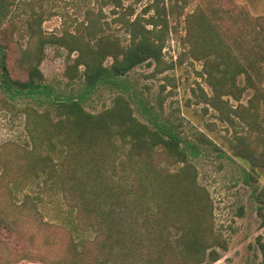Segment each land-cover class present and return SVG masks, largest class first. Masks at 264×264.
Returning <instances> with one entry per match:
<instances>
[{
	"label": "trees",
	"instance_id": "16d2710c",
	"mask_svg": "<svg viewBox=\"0 0 264 264\" xmlns=\"http://www.w3.org/2000/svg\"><path fill=\"white\" fill-rule=\"evenodd\" d=\"M100 3L112 4L122 34L105 31L101 7L86 8L84 19L59 36L44 34L40 15L31 16L27 46L17 64L23 79L10 75L7 52L0 47L1 81L11 97L49 95L39 69L47 44L64 47L67 77L83 80L82 90L73 97L51 98L41 103V110L31 105L23 109L28 141L12 150L17 152L16 168L7 172L21 183L23 194L12 204L6 186L5 199L0 200V260L13 255L40 264H209L226 249V241L214 228L212 201L188 157L192 144L170 126L139 120L129 98L119 91L96 113L81 104L101 84L121 87L122 78L142 63H154L160 71L168 67L162 61L168 31L164 7L154 1L130 18V4ZM4 9L0 0V17ZM149 9L152 14L144 17ZM242 13L248 24L237 35L238 29L214 22L202 9L190 12L185 17L186 39L192 54L204 61L210 94L201 88L200 95L220 121L238 126L227 139L228 150L243 163L245 182L256 183V169H264V115L259 108L264 95L256 82L264 61V16ZM241 75L243 85L238 84ZM246 89H252L247 105L232 107L223 98L239 99ZM197 137L213 145L203 133ZM34 187L35 193L26 191ZM47 193L61 197L73 220L42 217L39 205ZM252 194L262 226L264 190L254 185ZM86 232L93 236L83 237ZM256 242L264 264V242ZM12 243L19 252L11 251Z\"/></svg>",
	"mask_w": 264,
	"mask_h": 264
},
{
	"label": "rangeland",
	"instance_id": "374dc122",
	"mask_svg": "<svg viewBox=\"0 0 264 264\" xmlns=\"http://www.w3.org/2000/svg\"><path fill=\"white\" fill-rule=\"evenodd\" d=\"M5 13L0 17V47L7 52L6 64L13 78L23 79L25 74L18 68V59L27 46V21L34 14H39L42 32L50 36H59L64 30L72 31L78 21L84 19L85 9H102L106 20L105 31L122 34L119 23L111 12L112 4L101 6L100 0H3ZM123 5L130 4L134 13L130 18L141 14L147 4L154 1L163 6L168 21V31L162 48L163 64L168 65L160 71L154 63H142L132 68L122 78L123 85L101 84L82 99V106L89 112L96 113L110 104L111 98L118 91L130 100L134 115L150 125L164 124L188 145L190 161L197 169V180L205 187L213 205L214 228H219L226 241V249L220 251V257L209 264H260L261 254L256 239L264 242V225L255 211L256 202L252 187L257 185L264 190V169L257 168V182L247 183L244 176L243 163L234 158L228 150L227 139L233 128L226 121H220L214 108L205 103L200 89L210 94V88L203 71L204 61L191 52L186 35L188 13L202 9L214 18V22L226 27L238 29L237 35L247 27V19L242 11L250 16H264V0H121ZM149 9L144 17L152 14ZM212 14H214L212 16ZM66 49L59 45L47 44L43 48V58L39 64L42 84L49 89V95L39 94L9 96L4 90L0 75V200L5 199L6 186L11 190L7 193L12 204H18L23 192L21 183L14 182L11 175L16 168V146H25L28 135L25 130L24 107L34 106L43 109L51 98L63 99L73 97L83 88L82 78L70 80L67 77L66 65L69 62ZM75 54L72 53L71 57ZM108 58L105 63L109 64ZM82 68V67H80ZM259 79L257 84L264 95V61L259 63ZM254 78L257 75L252 74ZM238 84L243 85V76H238ZM252 89H246L239 99L224 96L232 107L239 103L247 105ZM260 114L264 115V98L259 99ZM39 104V105H38ZM237 122V121H236ZM264 124V123H263ZM198 133H203L213 141V145L199 140ZM12 145L14 148L12 149ZM192 152H194L192 154ZM8 157L4 162L2 157ZM9 163H13L10 165ZM164 165L165 162L161 161ZM12 166H14L12 168ZM168 168L172 164L166 163ZM7 178L10 179L7 181ZM17 175L15 176V179ZM12 180V181H11ZM40 188V187H39ZM36 187L26 190L35 193ZM44 190V189H43ZM47 192V191H45ZM43 218L49 221L73 220L67 213L61 197L43 196L39 205ZM83 237H92L86 232ZM16 243H12L14 246ZM11 251L19 252L17 246ZM0 264H40L35 260L19 257H3Z\"/></svg>",
	"mask_w": 264,
	"mask_h": 264
}]
</instances>
